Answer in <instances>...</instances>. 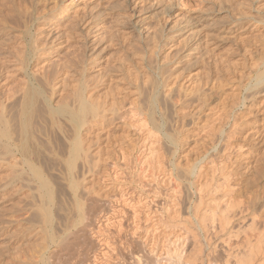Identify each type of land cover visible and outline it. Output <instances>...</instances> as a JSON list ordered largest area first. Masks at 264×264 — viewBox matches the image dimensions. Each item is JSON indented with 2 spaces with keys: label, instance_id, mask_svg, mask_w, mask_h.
<instances>
[{
  "label": "rangeland",
  "instance_id": "obj_1",
  "mask_svg": "<svg viewBox=\"0 0 264 264\" xmlns=\"http://www.w3.org/2000/svg\"><path fill=\"white\" fill-rule=\"evenodd\" d=\"M15 1L16 0H0V22H2L1 20L3 18L7 19V17H11L12 19L15 16L14 13L11 11V5ZM39 1L40 3L46 4L48 1H51V0H39ZM132 1L133 0H67L66 4H69L70 2V5H69L70 7L68 6V10H67L68 12L67 11L61 12L60 9L54 12L55 17L60 19V21L64 22V24L67 23L66 20L72 19L70 17L77 16V15L81 16L82 14L85 13L84 15H86V17L83 18L85 19V18H88V16L92 12L101 13L100 16L103 17V19L105 20L104 22L100 23V26L103 27V28L101 27L103 30L96 32L98 40L100 39L97 45L99 46L102 44V46H104V50H103L104 53H102L104 56L102 55L103 57L98 67L97 66L92 67L91 70H88L87 73H84L83 76H81L80 74H76L72 71L70 74H68L69 76L68 75L66 76L65 78L66 80H63V81L62 79L63 77H65V75L56 76L57 78L54 79V81H52V83L55 84L54 85L55 92L52 97V102H58L60 97H62V94L63 96L71 95V97L74 98L75 93L80 91V89L84 86L83 85L84 83L91 84L89 85V88H90L89 90L91 91L88 90L87 96H89L91 98L90 100L93 101L95 104L105 106L104 113H105V118L107 119V121L105 122V124H103L101 120L98 121V119L96 118L93 119L92 117H90L89 114L88 116L86 115L85 117L86 121H84V123L82 124L81 130H80L82 145L83 147L84 146L85 147L82 148L81 153L74 160L75 168L71 173L65 172L63 170H62L63 172H61V171H57L56 169H52V171L51 169L49 170L46 169L47 171L43 170V172H41L39 175L32 174V173L24 174V171H23L24 170V165H23L24 153L21 154L20 151H18L22 143L21 137L20 135H18L20 132V129H19L20 127L17 124L18 126L17 128V126L15 125L16 122L14 124L13 122H11V124H13L12 126L14 127L12 128L11 126L10 128L13 130L15 127L16 128H15L14 134L12 133L13 139L10 140L12 141L9 146L10 149L7 151V149L5 150L3 148L4 145H0V150H1L0 151V195H1L0 196V264H57V261H58V264H111L112 262H113L112 264H121V263L122 264H139V263L140 264H150L151 260L153 262V263L151 262L152 264H155V263L156 264H167V263L170 264L169 262H171V264L172 263L175 264L176 262L175 261L173 262L174 257H172L173 253L171 254L170 251L172 247H173L172 251L174 250V246L177 242H174L175 244H172L173 242L172 243L168 241L165 242V240H167L166 237L165 238L160 237L159 246L161 245V248L160 247L157 249L155 248V253L152 248L155 242L154 236H153L154 235V231H153V228H154L153 218L154 217L152 215L153 210H154L152 208H155L154 199L159 201V203H163L165 199H167V195L173 192L172 191L173 188H175L176 190V189H179L180 187L183 190L182 189H179V190H182L183 193L193 190V189L188 190L187 188L188 182H186L187 180H185V175H184L186 174V171H185L186 167L190 166L193 163L197 164L198 161L195 159L199 155V153H201L203 150L208 149L207 152L210 153L214 150V148H217L219 146L218 144L220 143L223 137L222 135L223 133L220 132V130L223 129V126H226L227 121H230L232 119L236 121L237 125L235 126V134H234V136L236 137L233 138V141L231 142H233L232 145L236 144L237 147L241 146V150H238L237 153L236 152L233 153L230 159V167L233 172L232 176L233 175L235 176V177L234 176L232 177V180L236 178L235 180H237L239 184L238 182L236 183V181L235 182L232 181V182L235 183V186L238 189L242 186L239 190L236 189L238 190V194H236V196L238 195L236 197V200L239 201V200L245 199L244 202H247L248 196H249V200L251 199L254 200V198H256L255 203H254L255 213L258 214V216L260 217L262 216L261 218H263L264 215H260V214H264L263 213L264 212V170H262V166L264 169V164H263L264 163L263 162L264 160L263 159L264 158V92L263 91L257 92V89L258 88L260 89L261 87L260 85L258 87V85H254V84L256 83L255 75L257 71L260 70V68H262L261 65H263V61H264V59H262L264 58V46H263L264 45V22L262 23V21H260L258 17L260 16V14L263 16L264 12H262L263 14L262 13L258 14L256 10V4L259 5L264 0L263 1L262 0L260 1L250 0L252 2L251 3L252 8L250 7V9H249V3H250L249 0H201L202 3L200 5V8H203V9H200V10L198 9L197 11L199 12L196 11L194 12L195 14H193L192 11L184 10L182 8L177 7L176 2H175L176 0H159V1L158 0H148L146 1V6L149 7L147 5L149 4L150 8L158 7L157 8L159 9L158 12H160V10L162 11L164 8L169 9L168 6L171 5L172 8L170 6V9H169V13H171L170 14L171 16L169 15L165 16L164 13L160 12V17H159V13H158V16L156 17L157 21L153 20V18H151L152 20L148 19V22H150L151 20L150 22L151 25L155 22L157 23V24L156 23L154 24L156 25V27L154 26L155 29H153L152 28L153 26L151 27V25H149L151 27L150 29V27L137 26V24L134 23V26L132 25V27H134V33H132L133 32L132 27L130 28L128 25H124L122 29H120L121 31L119 30L120 33L127 34V32H129L130 36L128 35L129 37L128 36L127 37L130 39V41H131V38L134 37V35H136L135 37L138 38L139 43H140L139 44L138 40L134 37V39L132 38L134 44L131 43L132 41L130 42L128 40V43H130L131 45L133 44L130 47L129 44L128 46H126L127 44L125 43L126 41L123 42L122 44L121 38H120V41H119V38L118 40L115 39L117 38L115 37V34H117L116 29L118 25H120L119 21L122 20L121 19L122 16L120 14L127 9V6H126L127 2L128 4H131ZM138 1L139 0H136L135 2H138ZM227 3L229 4V6H227L228 5ZM262 4H264V2ZM263 6L264 5H262V7ZM231 7L233 8V10ZM126 12L127 14H130L132 16L131 20L135 19V17L138 14L137 12L134 13L133 11H130L129 9L126 10ZM247 12L249 14H247ZM116 13H118V15ZM5 14L7 15L4 17ZM188 14L190 16L197 15L196 16L197 18L199 17L197 21V26L188 25L186 28V33H184V35H181L178 38L177 37L170 38V41L171 40L173 41V39L174 41L179 39L177 41L178 43L176 42L175 45H173L172 47L166 48L163 51L165 53L167 52L171 53L172 55L171 60L162 59V57L159 58L158 54H156L157 53L156 48H155L156 50L154 49L155 53L153 54L151 53V56L146 54L147 51L143 49L140 41L151 40L152 35L150 36V34H153L154 30L159 29L158 27H160L159 30H163V31L165 30L166 32H169V30L172 31V30H175L176 28H179L190 17ZM200 16L202 17L200 18ZM117 18L118 20H116ZM11 19L9 20V24L12 23L13 19L12 20ZM203 21L204 23H202ZM231 21L232 22L234 21L236 25L234 23L232 25ZM235 21L237 23L239 21L240 22L237 24ZM88 23H89V19L87 22H84L83 24H81L80 22V24L75 25L74 32L79 36H81L82 33L85 34L89 32L92 25L91 24L88 25ZM201 25H202V28H200ZM230 25L234 27L230 28L231 27ZM111 26H113L114 28L113 27L111 28ZM45 27L46 26H40V27L33 26V32H34V29L36 28H39L42 31L43 29L44 31L49 30L48 27L46 28ZM60 28H63V27H60ZM129 29H131L132 32H130ZM18 30L19 29L17 28H7L5 31L0 33V54L2 53L1 56H5L4 58L3 57L2 58L6 59V62H5L7 65L6 68L8 67V69H6L8 72L5 71L7 73L4 72L3 75L7 74V76L9 77V79L8 77H5V79L6 78L7 79L6 80L3 79L1 81H5L4 84L6 86L5 85L4 86L6 87V89H4L5 88L4 86H3V89L6 90L8 93L11 92L10 93L11 100L14 99V97L18 98L19 95H21V92L24 89V86H23L24 82L21 83L23 84L22 86L21 84H18V82L25 81L24 64L20 62V59H21L20 55H22V51L24 50V38L21 39V32ZM122 30H125V31H122ZM211 31L213 32V34ZM214 31H215V34H217L216 36L214 35ZM107 32H109L110 34ZM192 33L194 34L196 33L195 35L197 36H195L194 34L191 35ZM50 34L51 32H48V36ZM101 35L102 37H100ZM110 35H113V36H110ZM185 35H187V37L189 35L191 36L190 37L191 39L188 38L187 43H189V41L194 42L193 47L195 46L194 48L195 50H192L191 47H189L190 50L188 49L186 40L182 39V38H186ZM94 38L95 37L93 38L91 37L90 40ZM112 39L113 40L115 39V40L113 41ZM115 41L116 43H114ZM208 42H211V43H208ZM76 43H74V45L71 43L73 46L69 45L70 47L68 46L67 47L68 49L64 47V49H62V51L59 52L60 54L57 53L56 56H55V53L48 55L49 56L48 58L45 57L41 59L42 61L37 62L38 64L35 63L36 66L34 64L32 65V67L30 66V69L31 70L35 69L36 71L42 67H45L46 64L47 65H49V63L51 64V62L52 63L55 62V64L57 63L60 64L61 60L63 61V59L65 58L64 56L65 53H67V51L71 52V50H74L73 48L77 45ZM200 43L201 44L203 43L202 45L204 47L201 46ZM62 45L64 46L65 42H63ZM11 46H13V48H10ZM106 46L108 49H106ZM137 46H139L140 49H138ZM149 46H150V50L152 51V45H149ZM132 47H133V50L131 49ZM202 47L204 49H202ZM19 48L20 50L22 48L21 54H19L20 52ZM129 48L131 49V52ZM147 50H149V48ZM121 51L122 53H120ZM194 52H197V53H194ZM15 53H18L19 57L16 56ZM116 54L118 58L116 57ZM105 56H108V57H105ZM146 56H150L149 57L150 59H148V57ZM185 56H187V58L189 59H187ZM6 57H8V59ZM194 57H196V59ZM179 58H182L183 60ZM199 58L201 60H199ZM49 59H51V62H49L50 61ZM152 59H153V62H152ZM196 60L198 61V63H196L197 62ZM104 62H106L107 64H105ZM146 62L147 64H149L150 69L147 68L148 65H146ZM188 62L194 63V64L191 67L185 69L184 63L188 64ZM109 63H111L112 65ZM163 65L165 66V68L167 67L166 68L167 70L164 68ZM126 66L127 67L129 66V67L127 68ZM158 67H159V70L164 68L163 71H167V72L165 73L163 72L164 74L158 75V72H159V70L157 69ZM30 69L29 71H31ZM103 69L104 71H102ZM135 71L137 72V74ZM130 72L132 73L130 74ZM151 72L153 76H156L155 77L156 81L158 80L157 83L159 84V85L157 84V87L154 90L155 92V102L154 103H155V109H156V117L160 119L161 124H162L160 130L159 131L155 130L156 131L155 133L156 134L158 133L157 135H160L159 136L160 140L164 141V142H161L164 144V146L162 145V151L164 150L163 151L165 154L164 158L167 159V160L166 159L164 160L166 161L169 167V170H170V172L168 173L169 175L162 174L161 172H153L151 174L149 170L147 169L145 170V168H143L144 164L142 163V159L140 156L141 155L140 153L141 152L140 151L141 150L140 149L141 135L134 127L132 119H130L129 117H126L127 114H125L126 116H125V119H124L125 121H124L123 118L121 119V117H115V114L114 113L112 114V112L109 111V109H112L113 106L115 107V105H112V103H114L112 101L113 97H116L117 100H121L122 98L124 103H127L128 99L129 101L131 99L133 100L135 99L134 102L136 105L138 104V105L144 106L147 103L148 101L147 99L150 97L149 95L151 93L149 84L148 82H146L147 79L152 77ZM133 73L135 77L137 78L133 77ZM131 77H133V79ZM142 79L144 81H142ZM7 83L10 85H8ZM15 84L20 85V86L16 85L17 89L18 87L20 88L19 90L16 89ZM94 86H96L97 88L96 87L94 88ZM3 89L0 88V92L3 91L2 95L3 93L4 94L7 93V92H4ZM193 89H195V92H191ZM98 90L99 92L96 93ZM89 93H94V94L96 93L95 94L96 97L94 94H89ZM197 93H200L201 95L199 96V94ZM14 94H16L18 97H16V95L14 96ZM2 95H1L0 100L4 98L2 97ZM141 95L143 96V99ZM200 97H202L203 99L202 98L201 99L204 101L199 100L198 98ZM245 97L247 100L244 99ZM92 98L93 99L95 98V99L93 100ZM144 98H145V101H143ZM157 98L159 99L157 100ZM175 98L178 99L177 105L182 100H184L182 103L184 106H185V103L187 104L186 114L188 115L187 116L185 115L183 119L182 117L178 118L177 116L178 114L175 113L177 109V106L173 104L174 101L176 100ZM142 102L144 105L140 104ZM53 104H57V103H53ZM125 107H127V105H125ZM37 112H36L37 116L34 119L35 122H33L35 124V125L33 124V131H34L35 140L39 143L38 146L39 147L41 146L40 147V149L42 150L41 153L43 152L42 153L43 157L41 155L39 159L40 161L39 160L38 161L39 163L43 162V165H47L49 167L57 166V165L62 166L63 163H66L65 159L63 158L64 160H62V157L59 156L61 155V151H63V148L65 147L63 139L62 140L59 139L60 136L62 138V133L57 128L51 127V125L48 123L49 121L47 120L46 114L42 109L41 110L39 109ZM38 114H40V116H38ZM213 114L215 115L214 117L215 119L212 117L214 116ZM218 114H220L219 115L220 117L217 116ZM43 116H45L46 118ZM113 117H115V119H113ZM167 117L169 118L167 119ZM170 117H171V120H170ZM216 117L218 120H216ZM219 118L220 119L222 118V119L219 120ZM88 125L90 126V128ZM49 126H50V129H49ZM53 128L55 132L53 131ZM64 128H67V127H64ZM39 129L41 133L39 132ZM51 130L52 132H50ZM165 132L171 133L172 135L174 134V136L177 139V145H175L173 142L170 141V139H168L165 136ZM214 133L218 136L216 137L217 142H218V143L216 142V144L218 146L214 144L215 147L208 143V142H211V139L209 138H215ZM110 134H111V137H110ZM213 134H214V137L213 136L211 137V135ZM55 136L59 138H56ZM87 139L89 140L87 141ZM234 139H235V142H234ZM91 141H94V143ZM52 145H53V149L56 155H51L48 153L50 151L49 150L50 147L52 148ZM47 155H49L48 157L52 159L53 161L50 160L47 157ZM88 158L89 159L91 158V159L88 160ZM125 158H126V161H125ZM47 159L50 161L47 162ZM122 162L124 164L126 162L127 166L126 164L124 165ZM110 163H112L111 164L112 166L115 165L116 170H113L111 168ZM89 164L90 166H94L96 168V170L94 168V171L96 172L86 171L84 168L82 169V167H88ZM77 165L79 167H77ZM180 174L182 176L184 175L183 179L180 178L181 177ZM24 176H26V178ZM27 178L29 180H27ZM151 179H152V182H150ZM42 180H44L50 188V194H49L50 199H46V196L44 194L45 191H43L44 189L41 188L40 186V183ZM182 182L184 185H181ZM186 188L188 191H186ZM155 189L157 192L155 191ZM254 193H256L257 196L254 195ZM55 196H56V199H55ZM77 204H79V206ZM45 205L47 207L51 205L49 208V211L51 210L50 219L52 220V221L50 220L51 222L50 225H46V223L44 222L43 212L45 209L44 208ZM142 205L143 206L146 205V208L143 207ZM57 207L60 209H57ZM131 213L132 214L134 213L135 215L132 216ZM69 214L70 215L72 214L71 217ZM89 214H92V215L90 216ZM82 215L84 217H82ZM90 226L91 227L95 226L94 229L96 231ZM81 228L85 230V233L89 235V237L87 235L86 237L85 235H79V237H75V234ZM133 228H136V229H133ZM131 231L133 232V234ZM141 233H142V236H141ZM73 235H74V239L72 238ZM52 236L58 239L55 242H53ZM60 237L61 238L68 237L67 240L70 242L73 239L70 245L72 247L74 246V248H77L75 250L76 251L79 250V253H77L74 249L72 250L69 244L66 247L60 246L57 243L59 240H61L59 239ZM78 239L79 240L81 239V240L79 241ZM148 239H150L151 241ZM75 240L79 241V242L78 241L76 242L79 243L78 245L81 244L80 246L82 248L77 247L78 245L77 243H75ZM83 240L85 242H83ZM132 240H134V242ZM200 240H201L200 242L203 244L202 247L204 250L200 254L201 256L200 259L203 258L202 260H204L203 261L204 263L202 264H208V262L209 264H218V263L221 264L222 256L220 255H219L220 257L217 256L219 254L218 253L219 251L216 250L217 252L214 251L215 253L213 252V254H211L212 252L207 254L209 250L206 246V242L205 240L203 241L201 238ZM211 242H213V244L217 243L215 238H211ZM104 243L105 244L107 243V244L105 245ZM165 244H168V245L165 246ZM138 245L140 246L138 247ZM89 247L91 250L93 248L94 249L91 251ZM165 247L167 248L168 253L166 252ZM118 250L122 251V253L119 252ZM156 250L161 251L160 254L159 252L157 253ZM69 252L71 253V256ZM74 253L75 255H73ZM146 255L148 256L146 257ZM165 255L167 257H170L172 255L169 258L172 261L169 260L167 257H164ZM206 255L209 256L208 258L210 260L204 257ZM214 256L215 258H212ZM207 259L209 260L208 262H207Z\"/></svg>",
  "mask_w": 264,
  "mask_h": 264
},
{
  "label": "bare ground",
  "instance_id": "obj_2",
  "mask_svg": "<svg viewBox=\"0 0 264 264\" xmlns=\"http://www.w3.org/2000/svg\"><path fill=\"white\" fill-rule=\"evenodd\" d=\"M67 0H51L48 1L46 4L40 3L39 0H16L15 2L12 3L11 5V11L14 13V17L11 19V17H7L6 18H1L2 22H0V33H2L3 31H5L7 28H17L19 29L18 31L21 32V39L24 38V50L22 51V55H20V62L24 64V77H25V81H19L18 84H21L22 82H24L23 84H21V86H24L23 91L21 92V95H19V97L14 94V96L16 95V97L14 99H10L11 95L10 93H8L6 90V85L4 84L5 81H1L3 79H5V77H8L7 74L3 75V73L5 71H7L6 69H8V67L6 68V59H3L5 56H1L0 54V88L3 89V86L5 87L3 90L4 92H7L6 94L2 92H0V98L1 95L2 98L0 100V145H4L3 148L7 151L10 149V143L12 141H10L11 139H13L12 137V133L14 134L15 128L14 130L11 129L10 127L15 123V125L17 126V124L19 125V129L20 132L18 135H20L21 137V146L18 149V151H20L21 154L24 153V174L27 173H32V174H40L41 172H43V170L46 169H56L57 171H65V172H72L75 168L74 165V160L78 157V155L81 153L83 145H82V139L80 136V130L82 127V124L84 123L85 117L86 115L88 116V114L90 115V117H92L93 119H98L102 121L103 124H105V122L107 121V119L105 118V110H104V105H98L95 104L93 101H91L90 97L87 96V92L90 89L89 85L91 84H86L84 83L83 87L80 89V91H78L77 93H75L74 98L71 97V95H64L62 94V97H60V99L58 100V102H52V97L54 95L55 92V88H54V83H52V81H54V79H56L58 75H65V77H63V80H66V76L68 74H70L72 71L76 74H80L81 76L84 75V73H87L88 70H91L92 67H95L99 65L102 57L104 56L102 53L104 50V46L101 45H97V43L99 42L98 37H97V33L100 30H103L102 26H100V23L104 22L105 20L103 19V17L100 16L101 13H95L92 12L88 18L83 19L84 17H86V15L82 14L81 16H73L70 17L72 19H68L66 20V24H64V22L60 21V19H58L57 17H55L54 12L58 11V9L61 10V12L63 11H67L68 10V6L69 4H66ZM136 0H133L131 2V4H126L127 9L126 10H130L133 11L134 13H138L137 16L135 17V19L131 20V15L127 14L126 10L124 12H122L120 15L122 16V20L119 21V24L116 31L117 34H115V39L120 41L121 38V43L123 44V42L127 43L126 46L131 47L134 43L132 38L134 39V37L136 35H134V37H132L131 35V41L128 38L130 36V33L127 32V34L125 33H120V29H122V27L124 25H128L130 28L132 27V25L134 26V23L137 24V26H145V27H150L149 25L151 22V18H153V20H156V17L158 16L159 13V17H160V12L164 13L165 16H171L169 13V9L170 6L169 5V9L164 8L162 11L157 8H150V5L147 4L149 7L146 6V1L148 0H139L138 2H135ZM159 1V0H158ZM250 1V0H249ZM260 1V0H259ZM263 1V0H262ZM261 1V2H262ZM176 6L179 8H182L184 10H189L192 11L193 14H195L194 12H196L198 9H203L200 8V5L202 3L201 0H176ZM264 2V1H263ZM262 2V3H263ZM98 3V2H97ZM104 3V2H103ZM101 3V4H103ZM143 3V4H142ZM240 3V2H239ZM252 2L250 1L249 3V9L250 7L252 8ZM256 3V2H255ZM256 4V10L258 12V14L264 12V6L262 7V5L264 4ZM108 4V3H107ZM156 4V3H154ZM170 4V3H168ZM228 4V3H227ZM238 4V2H237ZM241 4V3H240ZM167 5V4H166ZM175 5V4H174ZM203 5V4H202ZM218 5V4H217ZM255 5V4H254ZM229 6V4L227 5ZM226 6V8H227ZM236 6V5H235ZM234 6V7H235ZM70 7V6H69ZM163 7V5H162ZM204 7V6H203ZM124 8V7H123ZM172 8V6H171ZM232 8V7H231ZM245 8V7H244ZM70 9V8H69ZM125 9V8H124ZM161 9V8H160ZM177 9V8H176ZM239 9V8H238ZM121 10V9H120ZM233 10V8H232ZM91 11V10H90ZM230 11V10H229ZM228 11V12H229ZM240 11V10H239ZM245 11V9H244ZM248 11V10H247ZM68 12V11H67ZM99 12V11H98ZM126 12V14H125ZM199 12V11H197ZM77 13V12H76ZM132 13V12H131ZM239 13V12H238ZM243 13V11H242ZM254 13V12H253ZM8 14V13H7ZM5 14L4 17L7 15ZM11 14V13H10ZM118 15V13H116ZM173 14V13H172ZM190 14V13H189ZM188 14V15H189ZM198 14V13H197ZM247 14H249L247 12ZM257 14V13H256ZM263 14V13H262ZM88 15V14H87ZM200 15V14H199ZM254 15V14H253ZM3 16V15H2ZM65 16V15H64ZM115 16V14H114ZM190 16V15H189ZM197 16V15H196ZM196 16H190L183 24L182 26H180L179 28H176L175 30H172L169 32H166L165 30H159L160 27H158L159 29L154 30L153 34H150V36L152 35L151 40H144V41H140L141 42V46L143 47V49L146 52V54L151 56V53H155V50L157 49V53L158 57H162V59H170L171 60V53H165L163 52L166 48L172 47L173 45H175V43L179 40H175L173 39V41H170L171 37H179L181 35H184V33H186V28L188 25H193V26H197V21L198 18ZM244 16V15H243ZM249 16V15H248ZM163 17V16H162ZM187 17V16H186ZM202 16H200L201 18ZM205 17V16H204ZM254 17V16H253ZM259 20L262 21V23L264 22V15L262 16L260 14ZM69 18V17H68ZM115 18V17H114ZM119 18V17H118ZM118 18L116 20H118ZM168 18V17H167ZM250 18V17H249ZM248 18V19H249ZM255 18V17H254ZM12 20V23L9 24V20ZM89 19V24H91V29L89 30V32L85 33V34H81V36L77 35L74 32V26L80 24H83L84 22H87ZM148 19H151L150 22H148ZM247 19V20H248ZM180 20V19H179ZM242 20V19H240ZM257 20V21H259ZM157 21V20H156ZM159 21V19H158ZM165 21V19H164ZM249 21V20H248ZM255 21V20H254ZM227 22V21H226ZM232 22V21H231ZM236 22V21H235ZM240 22V21H239ZM238 22V23H239ZM156 23V22H155ZM155 23H153L151 25V27L153 29H155L156 25H154ZM163 23V22H162ZM204 23V21L202 22ZM224 23V22H223ZM234 21L232 22L233 25ZM237 23V22H236ZM237 23V24H238ZM112 24V23H111ZM157 24V23H156ZM180 24V23H179ZM201 24V23H200ZM211 24V23H209ZM208 24V25H209ZM235 24V23H234ZM247 24V23H246ZM106 25V24H105ZM230 25V28H233L234 26ZM236 25V24H235ZM241 25V24H240ZM263 25V24H262ZM33 26H46L49 28V30L47 31H43L40 30L39 28L34 29L33 32ZM108 26V25H107ZM155 26V27H154ZM163 26V25H162ZM211 26V25H210ZM229 26V25H228ZM246 26V25H245ZM244 26V28H245ZM45 27V28H46ZM63 27V28H60ZM77 27V26H76ZM102 27V28H101ZM113 26H111L112 28ZM126 27V26H125ZM124 27V28H125ZM150 27V29H151ZM200 27V26H199ZM197 27V28H199ZM236 27V26H235ZM243 27V26H242ZM241 27V28H242ZM106 28V27H105ZM114 28V27H113ZM137 28V27H136ZM202 28V25L201 27ZM208 28V27H207ZM109 29V28H108ZM171 29V28H170ZM215 29V28H214ZM218 29V28H217ZM221 29V28H220ZM219 29V30H220ZM227 29V27H226ZM225 29V30H226ZM56 30V31H55ZM114 30V29H113ZM120 30V31H119ZM130 32L134 33V27H132V31L131 29H129ZM148 30V29H147ZM216 30V29H215ZM229 30V28H228ZM77 31V30H76ZM125 31V30H122ZM203 31V29H202ZM217 31V30H216ZM232 31V29H231ZM45 32V33H44ZM48 32H51V34L48 36ZM106 32V31H105ZM113 32V31H112ZM151 32V31H150ZM212 32V31H211ZM230 32V31H229ZM234 32V31H233ZM44 33V34H43ZM80 33V31H79ZM109 33V32H107ZM129 33V34H128ZM202 33V32H201ZM204 33V32H203ZM43 34V35H42ZM106 34V33H105ZM110 34V33H109ZM136 34V33H135ZM148 34V36H149ZM194 33H192L191 35H193ZM196 34V33H195ZM194 34V35H195ZM208 34V33H207ZM213 34V32H212ZM129 35V36H128ZM204 35V34H203ZM211 35V34H209ZM214 35L216 36L217 34H215L214 31ZM220 35V34H219ZM225 35V34H224ZM228 35V34H227ZM239 35V34H238ZM90 36V38H89ZM113 36V35H110ZM128 36V37H127ZM186 38H182L186 40V43L188 42V38H190L191 36L189 35L187 37V35H185ZM184 36V37H185ZM197 36V35H195ZM213 36V35H212ZM82 37V38H81ZM91 37H95L94 39L90 40ZM102 37V35L100 36ZM109 37V36H108ZM136 38V37H135ZM202 38V37H201ZM209 38V37H208ZM211 38V37H210ZM213 38V37H212ZM215 38V37H214ZM233 38V37H232ZM114 39V40H115ZM138 40V38H136ZM144 39V38H143ZM191 39V38H190ZM193 39V38H192ZM198 39V38H197ZM204 39V38H203ZM110 40V39H109ZM108 40V41H109ZM113 40V39H112ZM111 40V41H112ZM113 40V41H114ZM128 40L133 43L132 45L130 43H128ZM181 40V38H180ZM206 40V39H205ZM212 40V39H211ZM209 40V41H211ZM102 41V40H101ZM208 41V40H207ZM63 42H65V45L63 46ZM76 43L77 45L73 48L74 50H71V52L65 53V58L63 59V61L61 60L60 64H55V62H51V59H49L51 62V64L49 63V65H45V67L40 68L39 70L35 71V67L33 68L34 70L30 69V66L32 67V65L39 61H42L41 59L43 58H48V55H51L53 53H55V56L57 53H59L60 51H62V49H64V47H68L69 45L73 46L74 43ZM181 42V41H180ZM183 42V41H182ZM73 45H72V44ZM113 43V42H112ZM116 43V41L114 42ZM139 43V40H138ZM178 43V42H177ZM185 43V42H184ZM207 43V42H206ZM205 43V44H206ZM211 43V42H208ZM213 43V42H212ZM19 44V43H18ZM23 44V43H22ZM121 44V46H122ZM140 44V43H139ZM137 44V45H139ZM201 44V43H200ZM203 44V43H202ZM201 44V46H203ZM204 44V45H205ZM116 45V44H114ZM112 45V46H114ZM119 45V44H117ZM152 45V51L150 50V46ZM178 45V44H177ZM194 42H190L187 43L188 49L189 47L192 48V50H195V46L193 47ZM209 45V44H208ZM10 46V45H9ZM97 46V47H96ZM109 46V45H107ZM106 46V49H108ZM111 46V45H110ZM140 46V47H141ZM185 46V45H184ZM183 46V47H184ZM200 46V47H201ZM206 46V45H205ZM210 46V45H209ZM264 46V45H263ZM6 47V46H5ZM70 47V46H69ZM118 47V46H117ZM124 47V46H123ZM134 47V46H133ZM133 47L131 48L133 50ZM175 47V46H174ZM180 47V46H178ZM204 47V46H203ZM202 47V49H204ZM10 48H13V46H11ZM23 48V47H22ZM21 48V50H22ZM126 48V47H125ZM136 48V47H135ZM134 48V49H135ZM138 49L139 46H137ZM136 48V49H137ZM149 48V50H147ZM199 48V47H198ZM206 48V47H205ZM17 49V48H16ZM68 49V48H67ZM65 49V50H67ZM130 49V48H129ZM130 49V52H131ZM135 49V50H136ZM207 49V48H206ZM205 49V50H206ZM20 50V48H19ZM21 50L19 52V54H21ZM127 50V49H126ZM142 50V49H141ZM140 50V51H141ZM143 50V51H144ZM175 50V49H173ZM177 50V48H176ZM190 50V49H189ZM191 50V51H192ZM210 50V49H209ZM13 51V50H12ZM111 51V50H110ZM198 51V49H197ZM66 52V51H65ZM114 52V51H113ZM118 52V51H117ZM124 52V51H123ZM133 52V51H132ZM179 52V51H178ZM203 52V51H201ZM208 52V51H207ZM63 53V52H62ZM116 53V51H115ZM122 53V51L120 52ZM135 53V52H134ZM133 53V54H134ZM162 53V54H161ZM165 53V54H164ZM197 53V52H194ZM212 53V52H211ZM60 54V53H59ZM72 56H71V55ZM131 54V53H130ZM185 54V53H184ZM188 54V53H187ZM193 54V53H192ZM203 54V53H202ZM16 56L19 57L18 53H15ZM103 55V56H102ZM63 56V57H64ZM150 56H146L148 57V59H150ZM190 56V55H189ZM188 56V57H189ZM195 56V55H194ZM263 56V55H262ZM3 57V58H2ZM108 57V56H105ZM117 57V54H116ZM124 57V55H123ZM154 57V56H153ZM183 57V56H182ZM187 58V56H185ZM191 57V56H190ZM193 57V55H192ZM197 57V56H196ZM196 57H194L196 59ZM200 57V56H199ZM8 59V57H6ZM11 58V57H10ZM51 58V57H50ZM56 58V57H55ZM110 58V57H109ZM118 58V57H117ZM132 58V57H131ZM178 58V57H177ZM260 58V56H259ZM262 58V57H261ZM3 59V60H2ZM16 59V58H15ZM155 59V58H154ZM158 59V58H157ZM175 59V58H174ZM173 59V60H174ZM182 59V58H179ZM185 59V58H184ZM189 59V58H187ZM192 59V58H191ZM264 59V58H262ZM58 60V59H56ZM114 60V59H113ZM133 60V59H132ZM135 60V59H134ZM146 60V59H145ZM177 60V59H176ZM183 60V59H182ZM181 60V61H182ZM199 60H201L199 58ZM18 61V60H17ZM121 61V60H120ZM178 61V60H177ZM197 61V60H196ZM259 61V60H258ZM261 61V59H260ZM57 62V61H56ZM109 62V61H108ZM131 62V61H130ZM134 62V61H133ZM153 62V59H152ZM172 62V61H171ZM9 63V61H8ZM46 63V62H45ZM103 63V62H102ZM105 64H107L106 62H104ZM114 63V62H113ZM166 63V62H165ZM178 63V62H176ZM183 63V62H182ZM198 63V61L196 62ZM38 64V63H37ZM111 64V63H109ZM163 64V63H162ZM194 63H189L185 64V69L191 67ZM22 65V64H21ZM20 65V66H21ZM40 65V64H39ZM112 65V64H111ZM116 65V64H115ZM147 68L150 69L149 64H147L146 62ZM183 65V64H181ZM36 66V65H35ZM41 66V65H40ZM152 66V65H151ZM154 66V65H153ZM162 66V65H160ZM164 66V65H163ZM262 68H260V70L257 71L256 75H255V80L256 83L254 85H260V89H257V92H264V61H263V65H261ZM38 67V66H37ZM104 67V66H103ZM106 67V65H105ZM104 67V68H105ZM109 67V66H108ZM127 67V66H126ZM129 67V66H128ZM127 67V68H128ZM177 67V66H176ZM110 68V67H109ZM153 68V67H152ZM165 68V66H164ZM161 69L159 70V67L157 68L159 70L158 75H162L167 71H163L164 70ZM167 68V67H166ZM165 68V69H166ZM18 69V68H17ZM29 69L31 71H29ZM37 69V68H36ZM170 69V68H169ZM181 69V68H180ZM179 69V70H180ZM262 69V70H261ZM101 70V69H100ZM167 70V69H166ZM17 71V70H16ZM104 71V69L102 70ZM139 71V70H138ZM182 71V70H181ZM8 72V71H7ZM5 72V73H7ZM15 72V71H14ZM136 72V71H135ZM142 72V71H141ZM140 72V73H141ZM148 72V71H147ZM164 72V73H163ZM94 73V72H93ZM105 73V72H104ZM132 72H130L131 74ZM144 73V71H143ZM137 74V72H136ZM152 74V72H151ZM155 74V73H154ZM90 75V74H88ZM107 75V74H106ZM142 75V74H141ZM69 76V75H68ZM73 77V76H72ZM98 77V76H97ZM112 77V76H111ZM117 77V76H116ZM133 77H135L134 73H133ZM133 77H131L133 79ZM151 77V75H150ZM156 76L147 79L146 82H148L149 87L151 89V93H150V97L147 99V103L144 105L143 102L140 104H143L144 106L141 105H136L134 100L131 99L127 103H124V101L122 100H117L116 97L112 98V101L114 103H112V105H115V107L111 106L112 109H109V111L112 112V114H115V117H121V119L123 118V120L125 119V114H127L126 117H129L130 119H132L133 125L136 128V130L140 133L141 137V143H140V153H141V159H142V163L143 168H145V170H149L151 172V174L153 172H161L162 174H168L170 172L169 167L166 163V161L164 159L165 154H164V150L162 151V145L164 146L163 143L164 142L162 140H160V135H157L155 132V130L159 131L162 124L160 119H158L156 117V109H155V88L157 87V81H156ZM166 77V76H165ZM137 78V77H135ZM134 78V80H135ZM147 78V77H146ZM7 79V78H6ZM5 79V80H6ZM9 79V77H8ZM93 79V78H92ZM115 79V78H114ZM89 80V79H88ZM145 80V78H144ZM142 79V81H144ZM140 81V80H139ZM108 82V81H107ZM145 82V83H146ZM14 83V82H13ZM57 83V82H56ZM92 83V82H91ZM8 84V83H7ZM12 84V83H11ZM18 84H15V87L17 89ZM118 84V83H117ZM10 85V84H8ZM7 85V86H8ZM14 85V84H13ZM159 85V84H158ZM20 86V85H18ZM12 87V86H10ZM14 87V86H13ZM72 87V86H71ZM96 86H94L95 88ZM140 87V86H139ZM8 88V87H7ZM60 88V87H59ZM58 88V90H59ZM93 88V89H94ZM97 88V87H96ZM141 88V87H140ZM257 88V87H256ZM15 89V88H13ZM20 88L18 87L17 90H19ZM92 89V88H91ZM22 90V88H21ZM97 90V89H96ZM95 90V91H96ZM107 90V89H106ZM143 90V89H142ZM197 90V88H196ZM199 90V89H198ZM16 91V90H15ZM14 91V93H15ZM62 91V90H61ZM91 91V90H89ZM94 91V92H95ZM146 91V90H145ZM143 91V92H145ZM148 91V92H149ZM99 90L96 92L98 93ZM101 92V91H100ZM114 92V91H113ZM191 92H195V89H193ZM252 92V91H251ZM256 92V91H255ZM18 93V91H17ZM95 93V94H96ZM115 93V92H114ZM173 93V92H172ZM175 93V92H174ZM189 93V92H188ZM201 93V92H200ZM200 93L199 96L201 95ZM89 94H94V93H89ZM94 94V95H95ZM110 94V93H109ZM149 94V93H148ZM119 95V94H118ZM122 95V94H121ZM124 95V94H123ZM143 95V94H142ZM141 95L142 99L143 96ZM146 95V94H145ZM168 95V94H166ZM175 95V94H174ZM173 95V96H174ZM248 95V94H247ZM245 95V96H247ZM59 96V95H58ZM93 96V95H92ZM125 96V95H124ZM135 96V95H134ZM196 96V95H195ZM204 96V95H202ZM209 96V95H208ZM94 97V96H93ZM96 97V95H95ZM132 97V96H131ZM139 97V98H141ZM166 97V96H165ZM164 97V98H165ZM238 97V96H237ZM136 98V97H135ZM162 98V97H160ZM178 98V97H176ZM175 98V99H176ZM202 97L198 98L201 101H204L201 99ZM93 99V98H92ZM95 99V98H94ZM93 99V100H94ZM159 98H157L158 100ZM174 99V100H175ZM180 99V98H179ZM193 99V98H192ZM197 99V98H195ZM206 99V98H205ZM237 99V98H236ZM246 99V97L244 98ZM10 100V101H8ZM127 100V99H126ZM166 100V99H165ZM194 100V99H193ZM238 100V99H237ZM247 100V99H246ZM245 100V101H246ZM96 101V100H95ZM140 101V100H139ZM145 101V98L144 100ZM177 101L178 99H176L174 101L173 104H175V106H177V109L175 111V113H177L178 118L182 119L184 118V116L188 115L186 114V108H187V104L185 103V106L182 104L184 100H182L178 105H177ZM187 101V100H185ZM207 101V100H206ZM243 101V100H242ZM98 102V101H97ZM168 102V101H166ZM165 102V103H166ZM196 102V101H195ZM238 102V101H237ZM240 102V100H239ZM53 103H57V104H53ZM76 103V104H75ZM104 103V102H103ZM163 103V101H162ZM191 103V102H190ZM199 103V102H198ZM200 104V103H199ZM125 105H127V107H125ZM161 105V103H160ZM163 105V104H162ZM166 105V104H165ZM159 106V104H158ZM169 106V105H168ZM161 107V106H160ZM191 107V106H190ZM43 110L46 114L47 117V121L51 127H55L57 128L61 133H62V138L60 136L56 137L59 139H63L64 142V148L63 151H61V156L62 160L65 159L66 163H63V165H57V166H47V165H43L42 163H39V159L40 156L42 155L43 157V152L41 153V149L38 146V142L35 140V136H34V131H33V122H35V117L36 112L38 110ZM101 109V110H100ZM167 110V108H166ZM189 110V109H188ZM145 111V112H144ZM40 112V111H39ZM167 112V111H166ZM169 112V111H168ZM38 113V112H37ZM189 113V112H188ZM216 113V112H215ZM43 115V114H42ZM214 115V114H213ZM220 114H218L217 116H219ZM38 116H40V114H38ZM109 116V114H108ZM114 116V115H113ZM168 116V115H167ZM170 116V115H169ZM212 116V115H211ZM42 117V116H41ZM40 117V118H41ZM45 117V116H43ZM45 117V118H46ZM115 117H113V119H115ZM174 117V116H173ZM213 118L215 117L212 116ZM222 117V116H221ZM88 118V117H87ZM86 118V119H87ZM162 118V117H161ZM169 117H167L168 119ZM232 118V117H231ZM212 119V118H211ZM215 119V118H214ZM213 119V121H214ZM222 119V118H221ZM219 118V120H221ZM42 120V119H41ZM40 120V121H41ZM112 120V119H111ZM163 120V119H162ZM171 120V117H170ZM216 120L217 117H216ZM233 120V119H232ZM230 120L227 121L226 126H223V129L220 130V132H222L223 137L222 140L220 141V143L217 145V138L218 137L215 133V138H209L211 139V142H208L209 144H211L212 146L215 147L214 144H216L218 147L214 148V150L210 153L207 152L208 149L203 150L201 153H199V155L196 157L195 160H197V164H191L190 166L186 167L185 171L186 174L185 175V180H187L186 182H188V190H192V191H188L186 188V193H183V189L179 187V189L173 188V192L171 193H167V199H165V201L163 203H159V201L155 200V208L153 210V231H154V246L153 251L155 253V248H161V245L159 246V238L160 237H166L168 242H173L172 244H175L174 242H177L174 246V250L171 251L170 253L173 255H171L172 257H174L173 262L175 261V264H202L204 263L200 256V254L204 251L203 247H202V243L200 242V238L205 242H206V246L208 248V253L213 254L214 251H219L217 254V256H222V263L221 264H264V216L263 218H261L260 216H258V214L255 213L254 210V203H255V199H251L249 200V196H248V200L247 202H244V200H236V194H238V190L242 187L238 189L235 186V182H238L237 180H232V169L230 167V159L231 156L233 155V153H237L238 150H241V146H236L232 145L233 142V138H235L236 136H234L235 134V126L236 121L235 120ZM97 121V122H98ZM125 121V120H124ZM127 121V120H126ZM164 121V120H163ZM11 122H13V124H11ZM42 122V121H41ZM167 122V121H166ZM178 122V121H177ZM219 122V121H218ZM130 123V122H129ZM11 124V125H10ZM109 124V122H108ZM224 124V123H223ZM35 125V124H34ZM37 125V124H36ZM97 125V124H96ZM89 126V125H88ZM105 126V125H104ZM169 126V125H168ZM14 126H12L13 128ZM67 127V128H64ZM18 128V126H17ZM35 128V127H34ZM90 128V126H89ZM93 128V127H92ZM166 128V127H165ZM17 129V130H19ZM36 129V128H35ZM50 129V126H49ZM103 129V128H102ZM101 129V130H102ZM112 129V128H111ZM178 129V128H177ZM16 130V131H17ZM37 130V129H36ZM105 130V129H104ZM107 130V129H106ZM54 131V128H53ZM180 131V130H179ZM16 132V133H18ZM40 132V129H39ZM43 132V131H42ZM52 132V130L50 131ZM55 132V131H54ZM136 132V131H135ZM172 132V131H171ZM36 133V132H35ZM41 133V132H40ZM106 133V132H105ZM173 133V132H172ZM55 134V133H54ZM214 134L211 135V137H214ZM136 135V134H135ZM59 136V135H58ZM109 136V135H108ZM165 136L170 139L171 142H173L175 145H177V139L174 136V134L172 135L171 133L165 132ZM51 137V136H50ZM111 137V134H110ZM162 137V136H161ZM42 138V137H41ZM90 138V137H89ZM109 138V137H108ZM138 138V137H137ZM38 139V138H37ZM52 139V138H51ZM106 139V138H105ZM110 139V138H109ZM89 139H87L88 141ZM94 140V139H93ZM96 140V139H95ZM107 140V139H106ZM167 140V139H166ZM220 140V139H219ZM36 141V142H35ZM39 141V140H38ZM44 141V140H43ZM210 141V140H209ZM42 142V141H40ZM94 143V141H91ZM235 142V139H234ZM19 143V142H18ZM53 143V142H52ZM86 143V142H85ZM107 143V142H106ZM218 143V142H217ZM20 144V143H19ZM46 144V143H45ZM58 144V143H57ZM56 144V145H57ZM63 144V143H62ZM16 145V144H15ZM51 145V143H50ZM87 145V144H86ZM17 146V145H16ZM43 146V144H42ZM48 146V145H47ZM89 146V145H88ZM14 147V146H12ZM11 147V148H12ZM167 147V146H166ZM165 147V148H166ZM237 147V148H236ZM44 148V147H43ZM49 148V147H48ZM47 148V149H48ZM207 148V147H206ZM94 149V148H93ZM16 150V149H15ZM50 151L48 152L51 155H56L55 151L53 149V145L52 148L50 147L49 149ZM166 150V149H165ZM1 151V150H0ZM6 151V152H7ZM44 151V150H43ZM86 151V150H85ZM19 153V154H20ZM95 153V152H94ZM122 154V153H121ZM86 155V153H85ZM89 155V154H87ZM92 155V154H91ZM90 155V156H91ZM95 155V154H94ZM49 155H47L48 157ZM124 156V155H123ZM88 157V156H87ZM92 157V156H91ZM122 157V156H121ZM169 157V156H168ZM46 158V157H45ZM49 158V157H48ZM64 158V159H63ZM94 158V157H93ZM50 159V158H49ZM57 159V158H56ZM91 159V158H90ZM88 158V160H90ZM128 159V158H127ZM264 159V158H263ZM39 160V161H38ZM52 160V159H50ZM47 159V162L50 161ZM123 160V159H122ZM121 160V161H122ZM167 160V159H166ZM42 161V160H41ZM53 161V160H52ZM51 161V162H52ZM56 161V160H54ZM124 161V160H123ZM126 161V158H125ZM89 162V161H88ZM264 162V160H263ZM60 163V162H59ZM95 163V162H94ZM106 163V162H105ZM123 163V162H122ZM141 163V161H140ZM139 163V164H140ZM48 164V163H46ZM51 164V163H50ZM49 164V165H50ZM54 164V163H53ZM112 163H110L111 165ZM124 164V163H123ZM126 164V162H125ZM124 164V165H125ZM131 164V163H130ZM129 164V165H130ZM264 164V163H263ZM108 165V164H107ZM122 165V164H121ZM120 165V166H121ZM47 166V167H46ZM85 166V165H84ZM90 164L88 165V167H82V169L84 168L86 171H94V166H90ZM99 166V165H98ZM127 166V164H126ZM131 166V165H130ZM142 166V164H141ZM172 166V165H171ZM49 167V168H48ZM77 167H79L77 165ZM104 167V166H103ZM108 167V166H107ZM140 167V166H139ZM138 167V168H139ZM21 168V167H20ZM111 168L113 170H116L115 165L112 166ZM110 168V169H111ZM260 168V167H259ZM23 169V168H22ZM140 169V168H139ZM177 169V168H176ZM21 170V169H20ZM63 170V171H62ZM84 170V171H85ZM96 170V168H95ZM99 170V168H98ZM118 170V169H117ZM143 170V169H142ZM141 170V171H142ZM262 170L263 166H262ZM261 170V172H262ZM47 171V170H46ZM126 171V170H124ZM123 171V172H124ZM140 171V170H139ZM176 171V170H175ZM96 172V171H94ZM107 172V171H106ZM121 172V171H120ZM138 172V171H137ZM146 172V171H145ZM47 173V172H46ZM142 173V172H141ZM149 173V172H148ZM183 173V172H182ZM181 173V174H182ZM50 174V173H48ZM119 174V173H118ZM138 174V173H137ZM147 174V173H145ZM150 174V175H151ZM180 174V175H181ZM258 174V173H257ZM113 175V174H112ZM169 175V174H168ZM178 175V174H177ZM184 175L180 178L183 179ZM36 176V175H35ZM146 176V175H145ZM166 176V175H165ZM26 178V176H24ZM163 177V176H162ZM169 177V176H168ZM235 177V176H234ZM144 178V177H143ZM145 179V178H144ZM162 179V178H161ZM168 179V178H167ZM166 179V180H167ZM27 180H29L27 178ZM155 180V179H153ZM184 180V182H185ZM40 181V180H39ZM149 181V180H148ZM181 181V180H180ZM233 181V182H232ZM240 181V180H239ZM38 182V181H37ZM48 182V181H47ZM152 182V179L151 181ZM178 182V181H177ZM165 183V182H164ZM181 183V182H180ZM242 183V182H241ZM39 184V183H38ZM239 184V182H238ZM25 185V184H24ZM181 185H184L183 182ZM237 185V184H236ZM39 186V185H38ZM41 188H43L45 191L44 194L46 196V199H50L49 194H50V188L48 186V184L42 180L40 183ZM253 186V185H252ZM160 187V185H159ZM183 187V186H181ZM238 187V186H237ZM263 187V186H262ZM161 189V188H160ZM168 189V188H167ZM238 189V190H236ZM262 189V188H261ZM41 190V189H40ZM169 190V189H168ZM166 190V191H168ZM185 190V188H184ZM243 190V188H242ZM55 191V190H54ZM58 191V190H57ZM66 191V190H65ZM156 191V189H155ZM64 192V191H63ZM157 192V191H156ZM159 192V191H158ZM185 192V191H184ZM190 192V193H189ZM244 192V191H243ZM131 193V192H130ZM137 193V192H136ZM262 193V192H261ZM56 194V192H55ZM159 194V193H158ZM166 194V193H165ZM33 195V194H32ZM41 195V194H40ZM163 195V194H162ZM240 195V194H239ZM254 195H256V193H254ZM253 195V196H254ZM1 196V195H0ZM36 196V195H35ZM57 196V195H56ZM55 196V199H56ZM69 196V195H67ZM125 196V195H124ZM134 196V195H133ZM257 196V195H256ZM33 197V196H32ZM121 197V196H120ZM119 197V198H120ZM255 197V196H254ZM35 198V197H34ZM61 198V197H60ZM68 198V197H67ZM252 198V197H251ZM259 198V196H258ZM81 199V197H80ZM89 199V198H88ZM152 199V198H151ZM52 200V198H51ZM90 200V199H89ZM127 200V199H126ZM129 200V199H128ZM159 200V198H158ZM59 201V200H57ZM72 201V200H70ZM145 201V200H144ZM26 202V201H25ZM49 202V201H48ZM47 202V203H48ZM96 202V201H95ZM152 202V201H151ZM45 203V202H44ZM46 203V204H47ZM60 203V202H59ZM93 203V202H92ZM91 203V204H92ZM139 203V202H138ZM141 203V201H140ZM29 204V203H28ZM58 204V203H57ZM96 204V203H95ZM137 204V203H135ZM56 205V204H55ZM79 206V204H77ZM103 205V204H101ZM144 205V204H143ZM142 205V206H143ZM51 206V205H50ZM49 207H47L45 205V209L43 212V217H44V222L46 223V225H50V211H49ZM64 206V205H63ZM110 206V205H109ZM127 206V205H126ZM139 206V205H138ZM141 206V205H140ZM62 207V206H61ZM146 208V205L143 206ZM152 207V206H151ZM81 208V207H80ZM96 208V207H95ZM98 208V206H97ZM127 208V207H126ZM57 209H60L57 207ZM100 209V208H99ZM139 209V208H138ZM151 209V208H150ZM63 210V209H61ZM65 210V208H64ZM85 210V209H84ZM113 210V208H112ZM258 210V209H257ZM98 211V210H96ZM105 211V210H104ZM133 211V210H132ZM138 211V210H137ZM152 211V210H151ZM25 212V211H24ZM55 212V211H54ZM66 212V211H65ZM94 212V210H93ZM107 212V211H106ZM259 212V211H258ZM86 213V212H85ZM91 213V212H90ZM149 213V212H148ZM262 213V212H261ZM264 213V212H263ZM36 214V213H35ZM61 214V213H60ZM96 214V213H95ZM113 214V212H112ZM132 214V213H131ZM64 215V214H63ZM70 215V214H69ZM72 215V214H71ZM70 215V217H71ZM90 216L92 214H89ZM135 215L134 213L132 214V216ZM260 215H264V214H260ZM38 216V215H37ZM65 216V215H64ZM94 216V215H93ZM69 217V216H68ZM69 217V218H70ZM81 217V216H80ZM82 217H84L82 215ZM95 217V216H94ZM99 217V216H98ZM113 217V216H112ZM146 217V216H145ZM68 218V219H69ZM87 218V217H86ZM85 218V220H86ZM137 218V217H136ZM89 219V218H88ZM94 219V218H93ZM133 219V217H132ZM145 219V218H144ZM65 220V219H64ZM72 220V219H71ZM81 220V219H80ZM99 220V219H98ZM126 220V219H125ZM52 221V220H51ZM108 221V220H107ZM61 222V220H60ZM64 222V221H63ZM86 222V221H85ZM94 222V221H93ZM145 222V221H144ZM148 222V221H147ZM74 223V222H73ZM109 223V222H108ZM143 223V222H142ZM3 224V223H2ZM83 224V223H82ZM4 225V224H3ZM42 225V224H41ZM63 225V224H62ZM87 225V224H85ZM89 225V224H88ZM114 225V224H113ZM135 225V224H134ZM142 225V224H141ZM75 226V225H74ZM84 226V225H82ZM148 226V225H147ZM152 226V225H151ZM52 227V226H51ZM50 227V228H51ZM63 227V226H61ZM88 227V226H87ZM91 227V226H90ZM89 227V228H90ZM95 226L91 227L94 229ZM48 228V227H47ZM49 228V229H50ZM56 228V227H55ZM70 228V227H69ZM76 228V227H75ZM74 228V229H75ZM80 228V227H79ZM142 228V227H141ZM54 229V227H53ZM52 229V231H53ZM58 229V228H57ZM68 229V228H67ZM136 229V228H133ZM138 229V228H137ZM140 229V228H139ZM150 229V228H149ZM56 230V229H55ZM70 230V229H69ZM92 230V229H91ZM95 230V229H94ZM105 230V229H104ZM122 230V228H121ZM144 230V229H143ZM152 230V229H151ZM50 231V230H49ZM51 231V232H52ZM59 231V230H57ZM75 231V230H73ZM96 231V230H95ZM138 231V230H137ZM152 231V232H153ZM132 232V231H131ZM143 232V231H142ZM149 232V231H148ZM70 233V231H69ZM74 233V232H73ZM137 233V232H136ZM25 234V233H24ZM38 234V233H37ZM72 234V232H71ZM75 234V233H74ZM97 234V233H96ZM103 234V233H102ZM131 234V233H130ZM133 234V232H132ZM52 235V234H51ZM79 235H85L86 237V233L85 230L83 228L79 229L77 231V233L75 234V237H79ZM91 235V234H90ZM135 235V234H134ZM133 235V236H134ZM148 235V234H147ZM49 236V235H48ZM54 236V235H53ZM52 236V241L55 242L58 238L53 237ZM56 236V235H55ZM89 237V235H87ZM142 236V233H141ZM27 237V236H26ZM72 237V236H71ZM70 237V238H71ZM99 237V236H98ZM68 238V237H67ZM66 237L63 238H59L61 240H59L57 243L60 246H64L66 247L68 244L70 245L71 242L74 239V235H73V239L70 241L67 240ZM69 238V240H70ZM84 238V236H83ZM105 238V237H104ZM136 238V237H135ZM145 238V237H144ZM147 238V237H146ZM211 238H215L217 243L213 244V242H211ZM86 239V238H85ZM95 239V238H94ZM97 239V238H96ZM79 240V239H78ZM75 240V243H77V245L79 244L78 242L81 240ZM111 240V239H109ZM129 240V239H128ZM143 240V239H142ZM150 240V239H148ZM147 240V241H148ZM213 240V239H212ZM78 241V242H76ZM94 241V240H93ZM117 241V240H116ZM130 241V240H129ZM134 242V240H132ZM151 241V240H150ZM83 242H85L83 240ZM95 242V241H94ZM100 242V241H99ZM107 242V241H106ZM131 242V241H130ZM129 242V243H130ZM81 243V242H80ZM140 243V242H139ZM145 243V241H144ZM74 244V243H73ZM105 244V243H104ZM107 244V243H106ZM105 244V245H106ZM116 244V243H115ZM150 244V243H149ZM164 244V243H162ZM57 245V246H59ZM76 245V244H75ZM76 245V246H77ZM81 245V244H80ZM80 245H78L77 247H81ZM87 245V244H86ZM109 245V244H108ZM168 244H165V246H167ZM170 245V244H169ZM101 246V245H100ZM115 246V245H114ZM120 246V245H119ZM137 246V245H136ZM140 245H138L139 247ZM152 246V245H151ZM171 246V245H170ZM70 247L72 248V250L77 249L74 248V246L72 247L70 245ZM96 247V246H95ZM123 247V246H122ZM135 247V245H134ZM148 247V246H147ZM47 248V247H46ZM53 248V247H52ZM60 248V247H59ZM58 248V249H59ZM63 248V247H62ZM61 248V249H62ZM82 248V247H81ZM85 248V247H84ZM105 248V246H104ZM108 248V247H107ZM166 248V247H165ZM169 248V246H168ZM60 249V250H61ZM64 249V248H63ZM62 249V250H63ZM90 249V247H89ZM94 249V248H93ZM92 249V250H93ZM124 249V248H123ZM129 249V248H128ZM141 249V248H139ZM143 249V248H142ZM148 249V248H147ZM164 249V248H163ZM83 250V249H81ZM87 250V249H86ZM91 250V249H90ZM91 250V251H92ZM76 251V250H75ZM102 251V250H100ZM105 251V250H104ZM103 251V252H104ZM119 251V250H118ZM137 251V250H136ZM146 251V250H145ZM157 253L161 251L156 250ZM216 251V252H217ZM66 252V251H65ZM72 252V251H71ZM77 253H79V250L76 251ZM75 252V253H76ZM122 253V251H119ZM139 252V251H138ZM148 252V251H147ZM166 252H167V248H166ZM61 253V252H60ZM68 253V252H67ZM70 253V252H69ZM75 253L73 255H75ZM76 253V254H77ZM87 253V252H86ZM101 253V252H100ZM150 253V252H149ZM168 253V252H167ZM215 253V252H214ZM54 254V253H52ZM119 254V253H118ZM162 254V253H161ZM108 255V254H107ZM110 255V254H109ZM115 255V254H114ZM152 255V254H150ZM156 255V254H155ZM169 255V254H168ZM205 255V254H204ZM215 255V254H214ZM53 256V255H52ZM71 256V253H70ZM80 256V254H79ZM105 256V255H104ZM121 256V255H120ZM125 256V255H124ZM148 255H146L147 257ZM157 256V255H156ZM170 256V257H171ZM212 256V255H211ZM210 256V257H211ZM219 256V257H220ZM57 257V256H56ZM114 257V256H113ZM128 257V256H127ZM140 257V256H139ZM145 257V256H144ZM164 257H167L166 255ZM170 257H167L168 259ZM206 258H208L209 256H204ZM54 258V257H53ZM62 258V257H61ZM66 258V257H65ZM68 258V257H67ZM73 258V257H71ZM80 258V257H79ZM82 258V257H81ZM88 258V257H87ZM110 258V257H109ZM160 258V257H159ZM158 258V259H159ZM212 258H215L212 257ZM59 259V257H58ZM69 259V258H68ZM77 259V258H76ZM84 259V258H83ZM133 259V258H132ZM137 259V258H136ZM151 259V258H150ZM149 259V260H150ZM161 259V258H160ZM167 259V260H168ZM209 259V258H208ZM207 259V262L210 260ZM61 260V259H60ZM59 260V261H60ZM78 260V259H77ZM87 260V259H86ZM113 260V259H112ZM156 260V259H155ZM171 260V259H169ZM200 260V261H199ZM66 261V260H65ZM105 261V260H104ZM118 261V260H117ZM134 261V260H133ZM145 261V259H144ZM161 261V260H160ZM172 261V260H171ZM220 261V262H221ZM52 262V261H51ZM76 262V261H75ZM79 262V261H77ZM143 262V261H141ZM152 260L150 261V264ZM156 262V261H155ZM167 262V261H166ZM206 262V263H207ZM61 263V262H60ZM69 263V262H68ZM74 263V262H73ZM113 263V262H112ZM111 263V264H112ZM125 263V262H124ZM128 263V262H126ZM161 263V262H160ZM165 263V262H164ZM171 264V262H169ZM58 264V261H57ZM122 264V263H121ZM140 264V263H139ZM156 264V263H155ZM168 264V263H167ZM173 264V263H172ZM209 264V262H208ZM219 264V263H218Z\"/></svg>",
  "mask_w": 264,
  "mask_h": 264
}]
</instances>
